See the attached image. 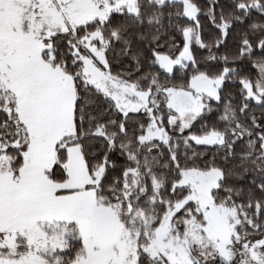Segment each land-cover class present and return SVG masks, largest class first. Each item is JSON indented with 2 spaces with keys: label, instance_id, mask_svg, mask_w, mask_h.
<instances>
[{
  "label": "snow or ice",
  "instance_id": "obj_1",
  "mask_svg": "<svg viewBox=\"0 0 264 264\" xmlns=\"http://www.w3.org/2000/svg\"><path fill=\"white\" fill-rule=\"evenodd\" d=\"M0 264H264V0H0Z\"/></svg>",
  "mask_w": 264,
  "mask_h": 264
}]
</instances>
